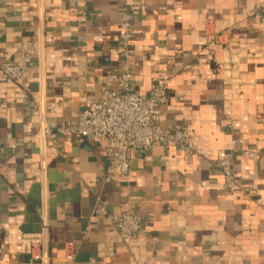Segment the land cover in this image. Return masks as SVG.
<instances>
[{
  "label": "crops",
  "instance_id": "0c3cea01",
  "mask_svg": "<svg viewBox=\"0 0 264 264\" xmlns=\"http://www.w3.org/2000/svg\"><path fill=\"white\" fill-rule=\"evenodd\" d=\"M123 5L138 10L131 87L170 78L161 124L186 125L197 153L156 144L105 182L103 143L41 127L75 123L120 72ZM36 36L39 64L0 82V264H35L20 249L31 234L44 264H264V0H0V62ZM225 153L234 192L211 165ZM124 212L141 221L133 244L100 247Z\"/></svg>",
  "mask_w": 264,
  "mask_h": 264
},
{
  "label": "built area",
  "instance_id": "2783aa9c",
  "mask_svg": "<svg viewBox=\"0 0 264 264\" xmlns=\"http://www.w3.org/2000/svg\"><path fill=\"white\" fill-rule=\"evenodd\" d=\"M137 13L138 10L133 6L121 7L118 37L120 72L109 74L99 82V99L82 110L75 123L47 122L41 127L43 135L53 140L68 134L94 144L103 143L108 161L103 176L105 182L121 181L127 176L132 162L146 156L156 144L180 154L192 156L197 153L186 125L161 124V108L169 97L170 78H158L155 86L144 94L135 92L131 87L134 74L130 64V48L134 37L133 18ZM43 51L44 44L39 36L22 42L13 61L0 62V82L19 84L25 70L39 64ZM50 110H55L54 104H51ZM244 143L241 137L231 140V146L240 155L246 159L254 158L257 153L246 149ZM211 165L222 171L229 191L234 192L239 188L232 172L231 153H225L222 158L212 161ZM242 190L248 192L247 187ZM108 220L112 224V231L100 247H110L114 241L130 247L140 232V219L124 212L109 215ZM42 224L47 226L45 221ZM20 249L28 253L35 264L45 263L44 241L39 234L24 235Z\"/></svg>",
  "mask_w": 264,
  "mask_h": 264
}]
</instances>
